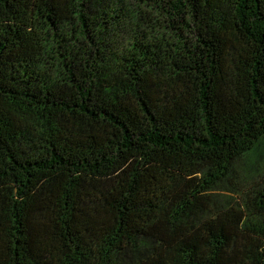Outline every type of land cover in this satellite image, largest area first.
<instances>
[{"label": "trees", "instance_id": "1", "mask_svg": "<svg viewBox=\"0 0 264 264\" xmlns=\"http://www.w3.org/2000/svg\"><path fill=\"white\" fill-rule=\"evenodd\" d=\"M0 264H264V0H0Z\"/></svg>", "mask_w": 264, "mask_h": 264}]
</instances>
